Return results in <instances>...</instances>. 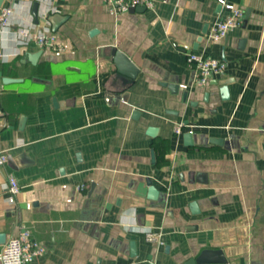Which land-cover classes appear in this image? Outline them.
I'll return each mask as SVG.
<instances>
[{"label": "crops", "instance_id": "0c3cea01", "mask_svg": "<svg viewBox=\"0 0 264 264\" xmlns=\"http://www.w3.org/2000/svg\"><path fill=\"white\" fill-rule=\"evenodd\" d=\"M231 1L243 21L216 42L218 0L124 13L103 0L15 2L0 60V146L15 159L0 166V234L29 227L45 246L30 264H199L205 248L227 258L207 264H264V0ZM21 28L53 33L66 49L26 46ZM175 41L224 71L199 85ZM113 46L139 69L126 88ZM10 173L21 187L14 203Z\"/></svg>", "mask_w": 264, "mask_h": 264}, {"label": "built area", "instance_id": "2783aa9c", "mask_svg": "<svg viewBox=\"0 0 264 264\" xmlns=\"http://www.w3.org/2000/svg\"><path fill=\"white\" fill-rule=\"evenodd\" d=\"M17 0H7L0 12V60L5 56L4 35L10 29L11 15L15 10V2ZM111 5L112 10L116 13H124L129 11L131 7L143 6L145 8H153L156 0H103ZM222 7L218 19L214 22L211 31L208 34V40L211 42L223 40L234 27L240 26L243 17L244 9L231 0H218ZM23 37L22 44L28 45L34 42L40 47L50 48L54 51H65V45L58 37L50 32H34L29 28H21L18 30ZM173 46L178 49H183L187 53V59L193 67L196 77V82L199 85L207 84L210 79L220 74L225 69L224 62L216 57H212L203 51H195L189 44L173 42ZM6 124L1 123V127ZM185 125L179 123L175 127L176 133H181ZM8 163V152L0 146V166ZM7 190L9 196L6 201L9 203L15 202V196L20 192L21 187L17 177L10 173L8 175ZM146 239L151 242L158 240V234L154 231L146 232ZM45 252V246L37 241L29 227H24L18 234L12 235L2 245L0 252V264H30L36 257Z\"/></svg>", "mask_w": 264, "mask_h": 264}, {"label": "water", "instance_id": "95a60500", "mask_svg": "<svg viewBox=\"0 0 264 264\" xmlns=\"http://www.w3.org/2000/svg\"><path fill=\"white\" fill-rule=\"evenodd\" d=\"M3 0H0V2ZM36 7L37 3L34 5V12L36 13ZM137 8H145L143 6H134L131 7V9H137ZM50 21H54L56 19L55 15H49L47 17ZM96 30H93V32ZM110 55L113 57V62L115 64L116 68V78L120 80L121 85L123 88H126L129 84L134 83L137 75H138V67L135 65V63L131 60V58L121 49H119L116 46L111 47V53ZM37 55H33L30 57H36ZM4 81L6 83L11 82V81H16L15 78L11 77H5ZM167 85L170 87L172 91L177 90V85L174 83H167ZM222 93L224 97H228L229 92H228V87L223 86L222 87ZM186 97V95H185ZM136 111H134V115H136ZM25 122V116L22 117V124ZM23 126V125H22ZM148 132L151 135H154L157 132V128L155 127H149ZM185 138L188 139L189 144H191L193 141V136L191 131H187L184 134ZM212 141L220 142L221 139H211ZM21 159L28 160L27 156L25 154L20 155ZM8 161L11 165L14 166L15 164V159L12 155L8 156ZM199 177H201L203 174L199 173ZM148 194L151 199H158L160 195V190L150 181L149 182V189H148ZM194 209H196V203H193ZM83 219H88L86 215L82 217ZM6 240V235L5 233L0 234V243H4ZM132 243V247H133ZM133 249V248H132ZM134 250V249H133ZM196 262L199 264H207V263H226L227 258L225 257V254L222 249H213V248H205L201 251V253L196 257Z\"/></svg>", "mask_w": 264, "mask_h": 264}]
</instances>
